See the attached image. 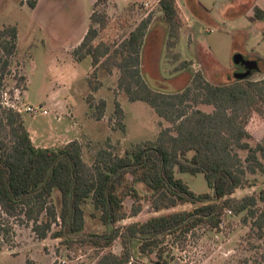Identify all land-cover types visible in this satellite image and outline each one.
Masks as SVG:
<instances>
[{
	"label": "trees",
	"instance_id": "16d2710c",
	"mask_svg": "<svg viewBox=\"0 0 264 264\" xmlns=\"http://www.w3.org/2000/svg\"><path fill=\"white\" fill-rule=\"evenodd\" d=\"M108 1L95 3L89 31L73 51L77 61L92 59L91 92L86 98L92 116L100 122L107 111V102L95 98L103 87L100 72H118V87L130 101L147 103L168 126L155 141L133 145L123 155L114 153L109 144L88 164L79 140L62 148L37 147L23 115L5 107L0 98V129L10 138V143L0 139V208L10 217L23 216L42 240L51 237L69 248L95 249L94 264H141L135 257L137 249L143 256L155 255L154 264H169L163 247L168 236L199 226L220 230L227 211L243 215V224L264 242V188L242 199L234 197L238 190L256 187L257 176L264 175V139L253 143L255 130L264 122V79L215 84L196 72L180 92L157 91L142 73V50L153 16L142 19L120 40H107L101 32L109 25ZM254 10L255 18L264 20V12ZM158 11L169 28L167 60L178 62L182 56L175 50L184 23L177 0H161ZM18 41L16 26L0 28V93L14 75L15 64L19 65ZM14 79L17 90H27L28 76L14 75ZM111 123L126 131L118 100ZM180 174L203 175L211 192H194ZM129 199L133 201L130 210ZM145 202L159 215L119 225L140 216ZM187 205L193 209L164 213ZM88 207L93 208L91 217L104 226L102 234H84ZM117 241L120 253L111 251ZM261 260L264 263V253Z\"/></svg>",
	"mask_w": 264,
	"mask_h": 264
},
{
	"label": "rangeland",
	"instance_id": "374dc122",
	"mask_svg": "<svg viewBox=\"0 0 264 264\" xmlns=\"http://www.w3.org/2000/svg\"><path fill=\"white\" fill-rule=\"evenodd\" d=\"M36 1V6H33ZM117 1H108L106 12L109 25L101 32L102 38L111 41L128 35L145 19L148 10L145 8L148 0H137L125 6ZM200 1L211 10L218 24L196 21L191 16L196 21L195 27L192 22V28L184 31V40L175 50L182 56L178 62L167 60L163 53L165 30L160 24L158 7L150 14L153 16L151 29L147 34L146 50L142 53V73L148 85L159 92L174 94L185 89L196 72L203 73L207 80L215 84L231 83L236 79L231 69L239 66L236 54L258 61L260 71L251 78L255 81L264 79V21L255 25L243 16L227 22L214 7L215 0ZM96 2L0 0V28L16 26L19 30L21 53L16 59L19 65L17 67L15 64L13 74L29 78L28 88L23 91L17 90L14 75L8 77L0 98L8 97L24 111L28 107L40 109L38 114H22L35 145L62 148L69 141L80 140L88 164H92L98 150L108 149L109 144L114 146L111 149L114 153L123 155L133 145L155 141L162 129L168 126L167 121L147 103L130 101L128 95L118 87V72L113 75L100 72L103 87L95 98L107 102V111L103 121L93 118V110L86 101L91 92L88 78L93 69L92 59L87 57L77 61L73 50L91 24L90 17ZM185 11H180L184 26L190 23L183 14ZM193 27L194 36L191 33ZM211 30L212 33L209 32ZM205 44L213 51H209ZM182 62L192 64L183 69ZM6 93L8 96H5ZM116 100L124 111L126 131L115 129L111 123ZM255 135L259 137H255L254 144L264 139V122L255 130ZM0 139L10 143L6 130L0 129ZM179 177L198 194L211 192L203 175L180 174ZM257 177L256 187L238 190L234 197L242 199L259 193L264 188V175ZM140 189L144 192L142 186ZM132 205L133 201L127 200L129 210ZM192 209L193 206L187 205L164 213ZM92 211L93 208L88 207L84 234H102L105 228L98 219L91 217ZM158 215L150 203L145 202L138 220H128L119 225L147 221ZM242 220L243 215H230L224 219L225 226L220 230L199 226L189 233L168 236L163 247L169 264H264L261 260L264 242L256 239L251 227L243 224ZM111 251L120 253V241L113 245ZM138 251L135 257L141 264H154L157 261L155 255L143 256ZM228 252L231 255L225 259L224 254ZM97 253L89 247L69 248L61 239L49 237L42 240L23 216L10 217L0 208V264H27L28 261L34 264H94L98 259Z\"/></svg>",
	"mask_w": 264,
	"mask_h": 264
},
{
	"label": "crops",
	"instance_id": "0c3cea01",
	"mask_svg": "<svg viewBox=\"0 0 264 264\" xmlns=\"http://www.w3.org/2000/svg\"><path fill=\"white\" fill-rule=\"evenodd\" d=\"M134 1H137V0H118L117 2H118V4H121L122 6H125L126 4H128L130 2H134ZM140 1H144L145 2L147 0H140ZM177 3H178V6H179L181 12L186 10L185 11L186 13L184 12L183 14L186 17V21L190 22L189 25L185 24V26H184L181 42L184 40V37H185V34H184L185 32L184 31H186L189 28H192L193 25L195 27V23H196L197 20L198 21H204V22L210 23V24H218V22L216 21V18L213 15V13L211 12V10H209L207 8V6L204 5L200 0H177ZM214 7H216V9L218 10V13L227 22H233V21H235L238 18L243 17V16H246L247 18H249V20L252 23H254L255 25L264 21V20H258V19L255 18V10H254L256 7H258L264 12V0H215ZM118 9H120V8H118ZM160 15H161V13H160ZM191 16L194 17V19L196 21H194ZM160 21H162V22H160V24L163 26V29L165 30V35H164V39H163V47H164L163 53L167 54L166 41H167V35H168V29L169 28H168L167 23L163 20L162 15L160 17ZM192 22H193V25L191 24ZM194 27H193V29L191 31L193 36H194V30H195ZM89 28H90V26L86 29L81 42L83 41V39L85 38L86 34L88 33ZM209 32L212 33L213 31L211 30ZM147 38L148 37H146V39H145V45L143 47L142 53H143L144 50H146ZM81 42H80V44H81ZM205 45H207V48H209V51L210 50L213 51L212 48L208 44H205ZM205 45H204V48H206ZM147 53L149 54L148 51H147ZM165 56H167V55H165ZM237 56L238 55L236 54L235 58ZM243 57H245V56H243ZM245 58H247V57H245ZM247 59H251V58H247ZM231 70L234 71V74L237 72V69L235 67L232 68ZM257 137H259V136H257ZM32 139H33V137H32ZM69 142H71V141H69ZM69 142H67V144ZM37 147H39V148H47V147H40V146H37Z\"/></svg>",
	"mask_w": 264,
	"mask_h": 264
},
{
	"label": "built area",
	"instance_id": "2783aa9c",
	"mask_svg": "<svg viewBox=\"0 0 264 264\" xmlns=\"http://www.w3.org/2000/svg\"><path fill=\"white\" fill-rule=\"evenodd\" d=\"M111 1H114V0H111ZM160 2H161V0H153V1H148V2L145 3V8L148 9L147 10V14L145 15V18H147L153 12V10L156 7H159ZM5 96H8V94L6 93ZM2 100H3V104H4L5 107H7L9 109H12V110H14V111H16V112H18L20 114H23L24 112L31 113V114H38L39 112H41L40 109H37V108H34V107H28L26 109V111H24V109L22 107H20L17 102L9 101L8 97H3ZM43 113H48V111H45V112L43 111ZM226 213H227V216L233 215L232 211H227ZM137 218H130V219H127L126 221H128V220H138ZM126 221H124V222H126ZM126 225H128V224H126ZM224 226H225V222H223L221 224L220 228L222 229Z\"/></svg>",
	"mask_w": 264,
	"mask_h": 264
},
{
	"label": "water",
	"instance_id": "95a60500",
	"mask_svg": "<svg viewBox=\"0 0 264 264\" xmlns=\"http://www.w3.org/2000/svg\"><path fill=\"white\" fill-rule=\"evenodd\" d=\"M235 59L236 63L245 70L243 73L236 74V79H247L260 71L259 62L256 60H250L243 56H238Z\"/></svg>",
	"mask_w": 264,
	"mask_h": 264
},
{
	"label": "flooded vegetation",
	"instance_id": "af4514ba",
	"mask_svg": "<svg viewBox=\"0 0 264 264\" xmlns=\"http://www.w3.org/2000/svg\"><path fill=\"white\" fill-rule=\"evenodd\" d=\"M240 69L239 70H237V72L235 73V75L236 74H239V73H243V72H245V70L242 68V67H239Z\"/></svg>",
	"mask_w": 264,
	"mask_h": 264
},
{
	"label": "clouds",
	"instance_id": "9594fccd",
	"mask_svg": "<svg viewBox=\"0 0 264 264\" xmlns=\"http://www.w3.org/2000/svg\"><path fill=\"white\" fill-rule=\"evenodd\" d=\"M229 255H231V252L225 253L224 258L227 259Z\"/></svg>",
	"mask_w": 264,
	"mask_h": 264
}]
</instances>
